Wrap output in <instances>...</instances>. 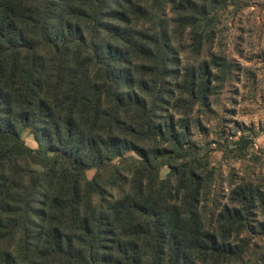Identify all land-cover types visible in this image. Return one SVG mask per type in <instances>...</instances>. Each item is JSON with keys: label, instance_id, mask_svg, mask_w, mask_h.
<instances>
[{"label": "trees", "instance_id": "trees-1", "mask_svg": "<svg viewBox=\"0 0 264 264\" xmlns=\"http://www.w3.org/2000/svg\"><path fill=\"white\" fill-rule=\"evenodd\" d=\"M219 2L0 0V264H248L264 188L216 203L191 137L234 74Z\"/></svg>", "mask_w": 264, "mask_h": 264}, {"label": "rangeland", "instance_id": "rangeland-1", "mask_svg": "<svg viewBox=\"0 0 264 264\" xmlns=\"http://www.w3.org/2000/svg\"><path fill=\"white\" fill-rule=\"evenodd\" d=\"M216 7L219 18L212 49L227 55L234 74L210 97L204 111H194L199 124L192 125L191 137L208 157L214 171L213 197L221 205L227 201L231 179L252 180L264 188V0H220ZM246 131H251L246 152L232 150L233 141ZM22 137L27 145H36L29 132ZM92 173L87 171V176ZM166 173L163 167L161 176ZM257 218L264 220L260 214ZM251 235L255 253L250 251L247 263L264 264V236Z\"/></svg>", "mask_w": 264, "mask_h": 264}, {"label": "crops", "instance_id": "crops-1", "mask_svg": "<svg viewBox=\"0 0 264 264\" xmlns=\"http://www.w3.org/2000/svg\"><path fill=\"white\" fill-rule=\"evenodd\" d=\"M34 141V140H33ZM36 145H31V147H35Z\"/></svg>", "mask_w": 264, "mask_h": 264}]
</instances>
